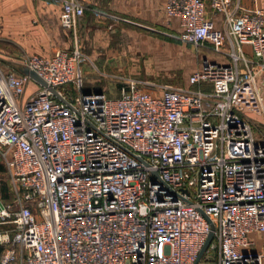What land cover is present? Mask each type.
I'll return each mask as SVG.
<instances>
[{"label":"built area","instance_id":"1","mask_svg":"<svg viewBox=\"0 0 264 264\" xmlns=\"http://www.w3.org/2000/svg\"><path fill=\"white\" fill-rule=\"evenodd\" d=\"M60 1L59 25L74 31L85 6ZM164 11L183 42L226 62L203 57L189 86L157 97L124 78L115 97L84 91L77 45L0 60L1 264H264V9Z\"/></svg>","mask_w":264,"mask_h":264},{"label":"rangeland","instance_id":"2","mask_svg":"<svg viewBox=\"0 0 264 264\" xmlns=\"http://www.w3.org/2000/svg\"><path fill=\"white\" fill-rule=\"evenodd\" d=\"M92 25L85 34L74 30L77 45L85 56L81 62L84 91L107 89L111 91L109 95L115 97L124 78L141 82L153 97H157L161 86L185 87L190 74L199 67L201 54L205 52L200 47L183 42L180 28L174 23L171 29H152L130 26L118 17L108 18L107 15ZM67 35L71 37L73 34L66 32L65 39ZM156 45H163L166 49ZM0 48L7 52V58L15 61L25 53L32 54L10 38L1 40ZM244 114L258 125L256 133L259 134L261 117L246 111ZM1 164L0 186L6 185L10 190L7 171ZM0 199L3 200L1 195ZM259 241L264 242V234L259 235Z\"/></svg>","mask_w":264,"mask_h":264},{"label":"crops","instance_id":"3","mask_svg":"<svg viewBox=\"0 0 264 264\" xmlns=\"http://www.w3.org/2000/svg\"><path fill=\"white\" fill-rule=\"evenodd\" d=\"M85 6L84 14L78 19L76 32L85 34L90 30L93 23L115 16L130 26L161 29L169 28L177 24V18H169L165 14L166 0H79ZM242 8L254 9L263 8L264 0H239ZM61 12L60 0H0V41L10 38L14 43L21 46L25 51L43 57L50 56L57 49H72L77 45L76 33L74 31L63 30L59 25ZM106 13V16H105ZM217 28H222V18L218 14L208 13ZM61 28V29H60ZM66 32L73 35L64 38ZM71 46V47H70ZM78 46V45H77ZM158 46V45H156ZM64 47V48H63ZM79 47V46H78ZM158 48L165 46L159 45ZM245 52L251 56L249 47H245ZM6 53V54H5ZM7 52L0 48V60L7 67L10 58H4ZM203 57H209L213 61L226 62L225 58L213 53L203 52ZM6 59V60H5ZM189 86L187 85L185 87ZM195 89L208 90L207 84L194 85ZM94 90L105 91L107 89ZM4 200V199H3ZM6 201V200H5ZM4 249L2 245H0ZM3 250L1 251L0 258ZM1 264V263H0Z\"/></svg>","mask_w":264,"mask_h":264},{"label":"trees","instance_id":"4","mask_svg":"<svg viewBox=\"0 0 264 264\" xmlns=\"http://www.w3.org/2000/svg\"><path fill=\"white\" fill-rule=\"evenodd\" d=\"M1 164V163H0ZM2 165V164H1ZM3 167V165H2ZM1 166H0V172H1ZM0 195L2 196V198L4 199V201L6 200H9L10 199V190L8 189V187L5 185L3 186H0ZM3 250L2 247H0V254H1V251Z\"/></svg>","mask_w":264,"mask_h":264},{"label":"water","instance_id":"5","mask_svg":"<svg viewBox=\"0 0 264 264\" xmlns=\"http://www.w3.org/2000/svg\"><path fill=\"white\" fill-rule=\"evenodd\" d=\"M21 72H23L26 75H29L34 80H37L41 85L46 86V83L41 78H39L34 72L29 71L26 68H22ZM53 92L55 93V90H53Z\"/></svg>","mask_w":264,"mask_h":264}]
</instances>
